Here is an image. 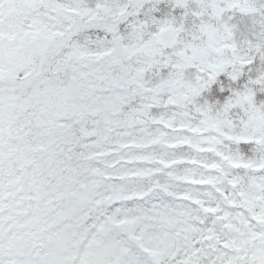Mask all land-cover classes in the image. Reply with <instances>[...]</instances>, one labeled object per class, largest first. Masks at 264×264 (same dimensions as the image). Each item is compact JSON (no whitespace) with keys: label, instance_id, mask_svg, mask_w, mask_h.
<instances>
[{"label":"rangeland","instance_id":"374dc122","mask_svg":"<svg viewBox=\"0 0 264 264\" xmlns=\"http://www.w3.org/2000/svg\"><path fill=\"white\" fill-rule=\"evenodd\" d=\"M40 263L264 264V0H0V264Z\"/></svg>","mask_w":264,"mask_h":264},{"label":"water","instance_id":"95a60500","mask_svg":"<svg viewBox=\"0 0 264 264\" xmlns=\"http://www.w3.org/2000/svg\"><path fill=\"white\" fill-rule=\"evenodd\" d=\"M240 12L242 13H246V14H250V13H256L257 10L256 9H253V8H248V7H241L240 9ZM173 39H174V35L173 33H169L165 36V43L163 44V47L166 48L168 45H170L172 42H173ZM60 46H62V43H59V44H56V45H53L49 51V52H52L54 51L55 49L59 48Z\"/></svg>","mask_w":264,"mask_h":264}]
</instances>
